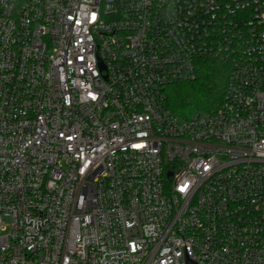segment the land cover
<instances>
[{"label":"built area","instance_id":"built-area-1","mask_svg":"<svg viewBox=\"0 0 264 264\" xmlns=\"http://www.w3.org/2000/svg\"><path fill=\"white\" fill-rule=\"evenodd\" d=\"M187 258L264 264V0H0V264Z\"/></svg>","mask_w":264,"mask_h":264},{"label":"trees","instance_id":"trees-1","mask_svg":"<svg viewBox=\"0 0 264 264\" xmlns=\"http://www.w3.org/2000/svg\"><path fill=\"white\" fill-rule=\"evenodd\" d=\"M225 82L226 67L217 61H205L197 80L171 87L170 107L175 113L185 117L197 110L212 111L213 106L217 109L219 105L216 107V104L222 99Z\"/></svg>","mask_w":264,"mask_h":264},{"label":"water","instance_id":"water-1","mask_svg":"<svg viewBox=\"0 0 264 264\" xmlns=\"http://www.w3.org/2000/svg\"><path fill=\"white\" fill-rule=\"evenodd\" d=\"M186 261H187V264H199L197 261H194L190 258H187Z\"/></svg>","mask_w":264,"mask_h":264},{"label":"rangeland","instance_id":"rangeland-1","mask_svg":"<svg viewBox=\"0 0 264 264\" xmlns=\"http://www.w3.org/2000/svg\"><path fill=\"white\" fill-rule=\"evenodd\" d=\"M170 91H171V87H170V89H169ZM220 103L219 102H217V104H216V107H217V105H219ZM215 106H213L212 107V109L211 110H214L215 108H214ZM214 108V109H213Z\"/></svg>","mask_w":264,"mask_h":264},{"label":"snow or ice","instance_id":"snow-or-ice-1","mask_svg":"<svg viewBox=\"0 0 264 264\" xmlns=\"http://www.w3.org/2000/svg\"><path fill=\"white\" fill-rule=\"evenodd\" d=\"M183 190V189H182Z\"/></svg>","mask_w":264,"mask_h":264}]
</instances>
